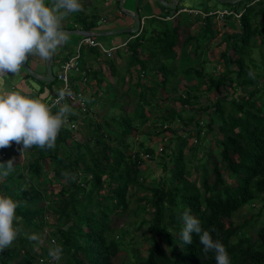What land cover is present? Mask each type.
<instances>
[{"label": "trees", "instance_id": "1", "mask_svg": "<svg viewBox=\"0 0 264 264\" xmlns=\"http://www.w3.org/2000/svg\"><path fill=\"white\" fill-rule=\"evenodd\" d=\"M226 4L228 8L244 10L238 19L232 15L221 18L224 27L234 30L220 40L225 44L218 53L224 66L221 71L196 68L192 60L177 69V46L189 43V54L195 56L218 35L212 17H202L197 33L181 37L179 20L172 23L164 18L166 13L149 16L144 20L149 33L143 31V24L139 32L130 33L125 41V72L120 74L110 60L107 63L113 74L108 92L130 93L136 101L133 110L126 113L120 107L118 114L101 113L95 120H88L91 127L79 140L72 139L71 130L63 124L54 148L32 146L30 158L14 167L10 175L0 178V192L20 205L15 221L18 238L9 249L0 252V264H57L55 259L51 263L38 261L51 256L55 244L62 250L63 264H114L113 259L129 243L122 238L126 233L116 219L131 211L130 199L135 190L146 192L136 197L137 209L150 215L136 226L140 229L146 224L140 234L146 247L136 249L134 236V245H129V250L135 249L134 260L120 264H216L215 253H203L195 234L192 244H181L178 233L186 209L201 221L214 240L222 242L231 264H264V220L251 221L264 215V23L256 20L264 16V0ZM183 16H188L189 21L192 15ZM91 18L85 29L95 26ZM93 49L90 47L89 53L101 54ZM83 69L87 77L90 73L95 78L100 74L99 70ZM141 71L153 72L155 78L145 82L139 76ZM178 76L190 81L196 78L204 84V91L213 92L214 98L202 101L186 93L177 97L181 104L178 111L163 108L160 100L165 97L160 90ZM153 108L162 114L152 134L162 135L165 144L159 155L161 174L145 183L148 175L139 165L144 161L143 155L152 158L155 150L141 141L140 149L130 152L127 138L134 139L140 124L148 120L147 110ZM51 109L55 113L59 107ZM199 112L205 113L206 132L201 129ZM67 116L73 121L77 119L72 109ZM175 121L179 122L178 127L172 124ZM208 133L214 147L203 144L205 157L192 163L185 147L189 155L194 154L199 148L197 139ZM191 136L196 142L190 140ZM7 148L0 149V163L11 160H2L1 153ZM191 167L199 172L197 180L190 179ZM49 172L51 178L41 185ZM60 180L59 189L53 190L50 186ZM256 202L260 205L244 221L232 220L240 209ZM48 213L54 217L55 228L49 234L55 244L44 246L37 234ZM248 224L255 229L253 236L244 232ZM33 234L37 240L28 237Z\"/></svg>", "mask_w": 264, "mask_h": 264}, {"label": "clouds", "instance_id": "2", "mask_svg": "<svg viewBox=\"0 0 264 264\" xmlns=\"http://www.w3.org/2000/svg\"><path fill=\"white\" fill-rule=\"evenodd\" d=\"M81 10V0H0V74L18 73L30 57L49 61L67 41L64 18ZM71 95L67 86L58 90L56 103L60 107L54 113L40 98L24 94L22 90L0 88V149L10 146L13 141L22 144V152L32 146L54 148L70 112L69 105L61 102ZM13 171L12 160L0 163V178ZM19 206L18 201L0 192V252L9 249L18 238L15 221ZM181 219L178 237L182 245L192 244L195 234L203 253H215L216 264H231L225 246L220 240L213 239L190 209L183 212ZM31 239L38 237L33 234ZM61 251L56 246L49 254L59 260Z\"/></svg>", "mask_w": 264, "mask_h": 264}, {"label": "rangeland", "instance_id": "3", "mask_svg": "<svg viewBox=\"0 0 264 264\" xmlns=\"http://www.w3.org/2000/svg\"><path fill=\"white\" fill-rule=\"evenodd\" d=\"M156 5H158L157 3H155ZM160 4V3H159ZM184 4L183 2H180V5ZM163 7V5H161ZM223 7H230L228 6H222V7H216L215 4L209 5V4H204L203 5V9L204 11H208V10H214V9H221ZM181 9L186 8V9H195V8H191V7H180ZM122 9H124V7H122ZM146 10H152L151 7H147ZM174 9H170V14H173ZM170 14H166L171 18ZM183 15H197L194 14L192 12H186V11H181L180 13L175 14L174 16L170 19L172 21V23H176L177 20L180 21V35L181 37H183L184 35L190 34V33H197V31H199V25L202 24V19L200 18V20H197V18H195L194 16H190L189 21L187 20V18H189L188 16H183ZM181 16H183L181 18ZM202 16V15H201ZM194 17V18H193ZM184 19V20H183ZM258 19V20H257ZM217 26L219 29V33L218 35L211 39L208 43V45L204 48L201 49V51L195 55L192 56L189 53V48H190V44H182L181 46H177L176 50L178 51V53L180 54V58L177 62L178 65V70L181 69L184 66V63H188V61L193 62L194 66L196 68H204L207 71H212L214 73H217L218 71H221L223 69V64L222 62L219 60L218 58V53L219 51H221L223 49V47L225 46L224 43H222L220 40L221 38H224L226 36L227 33H229L230 31H234L233 29L231 30V28H225L223 23H222V19H215L214 21H217ZM257 21H259V24L264 23V16L262 17H257L256 18ZM223 25V26H222ZM143 26V25H142ZM149 25L147 24V21L144 24V32L147 34L149 33ZM108 36V35H107ZM112 35H109V37ZM81 37V34H77L74 36L75 39H78ZM101 38V37H100ZM101 39H103V41L105 42L104 45H109V39H106L104 37H102ZM84 46V45H83ZM82 46V48H84ZM190 55V56H189ZM254 57L257 58V53L254 52L253 53ZM119 56H122V54H119ZM194 57V58H193ZM122 58V57H121ZM122 60V59H121ZM117 65V64H116ZM119 67L123 66V62L122 64L120 63L118 65ZM54 68H56L54 66ZM56 70V69H54ZM53 71V70H52ZM121 71H123V69L121 68ZM54 74H56V71H53ZM77 75L79 76V72H77ZM158 75H156L157 77ZM155 78V76H153V72H148V77L145 78V82H147L148 79L150 78ZM159 77V76H158ZM204 84H201L196 78H193L191 81L189 79L185 80L184 78H182L181 76L178 77H174L171 78L169 80V83L162 88L161 94L162 96H164L165 98H161L160 100V104L162 105V107L168 109L169 107H173L175 109V111H178L179 108L181 107L180 102L177 100L178 95L183 96L184 94L188 93L190 95H196L197 99H201L202 101L204 99H209L212 100L214 98V94L212 91H204ZM105 94V92H103ZM102 93V94H103ZM99 95V94H98ZM101 97V98H100ZM98 97L97 100V107H94L93 104L90 105L91 110L84 114L82 112H79V110H76V117L77 119L76 121V128H74V130H71V135H72V139H80L79 136H83L84 133L90 129L91 127V123L87 125L88 120L92 121L95 120V118L97 116H99L101 113H108L109 115L112 114H118L120 107L126 111V113L131 112L133 110L134 104H135V99L132 97H130V93L125 92L123 90L117 91L116 94H111L108 92L107 95L104 96H100ZM102 99V100H101ZM110 99V100H109ZM127 99V100H126ZM132 99V100H131ZM94 100V99H93ZM128 101V102H127ZM148 120H146L145 122H143L142 124H140L139 128H138V132L134 135L135 137H133L134 139H132L131 137L127 138V141L131 144V148H130V152H133V150H138L140 149V146L138 145L139 142H143L144 144H148L151 145L155 152L152 155V158L150 157H146L145 155L142 156V163L139 165V168L141 170H144V173L146 175H148V177L145 180V183H149L150 178L152 177H157L158 175L161 174V166L158 164L160 163V147L164 146L165 141L161 138L162 135L160 136H156L155 134H152V129L153 127L157 126V123L159 121V118L162 114V111L157 110V109H152L151 111H148ZM199 116L201 117L200 119L202 120L200 122L201 125V129L206 132V125H205V121H206V116L204 112H199ZM157 119V120H156ZM179 122L175 121L174 123H172L175 126H179L178 124ZM167 124V123H165ZM154 125V126H153ZM168 125V124H167ZM64 127L68 128L67 123H64ZM63 127V128H64ZM217 130V125H214V131ZM191 140V137H190ZM189 140V141H190ZM197 144H198V149L195 150L194 154L190 155L187 153V146L185 147V153L188 155V157L191 159L192 163H195L201 156L202 158L205 157V151L204 149H201L203 146V144L209 145L211 144L212 147H214V143L212 140V135L211 133H208V135L206 137L201 136V138L197 139ZM22 144L20 146V148L15 149L14 147V142H12L10 144V146H8L7 150H5V156H3L2 160H8L11 159L14 163V167H19V165H23L29 158H30V152L29 149H26L22 152ZM142 155V153H141ZM198 171H196L195 169H192L191 167V176L190 179H196L197 180V175H198ZM51 172L47 173L46 176H44V179H42V183L41 185H43V183H45L49 178H51ZM62 180H60L59 182H55L53 183L50 187L53 190H58ZM47 184V183H46ZM46 186V185H45ZM48 187V185H47ZM48 187V189L50 188ZM47 189V188H46ZM146 193L143 190H135L134 195L131 197L130 199V210H128L123 216L119 217L118 219H116V223L119 226H123L124 230H125V235L122 237L124 238V240L128 243L125 247L124 250H122L118 256H116L113 259V263L114 264H120V263H124L125 260H130L133 261L134 260V254L133 251L135 250L134 247L136 249H140L143 250L146 247L145 244V240H142L143 238H141V232H142V228L144 229L146 227V224L142 225L140 229H137L136 226L138 225V223L140 222V220L144 217H150V215L148 213H145L141 210L137 209V204H139L138 200H137V196ZM260 205V202H256V203H252L250 206L246 207L244 206L242 209H240L237 213H235L232 217V220L235 223H241L242 221H244L248 216L249 213L252 211H256L257 207ZM135 208V211H134ZM261 220H264V215L262 214L261 216L258 217H254L251 221L252 222H260ZM251 223V222H250ZM55 228V224H54V217L53 215L50 213H48L46 215V219H45V224L41 227V229L38 231L39 235V243L44 245V246H50L52 244H55V242H51V238L53 236H51V234H49L50 232L54 231ZM253 231H255V229L252 227H250V224H248L245 227V234L246 235H252L253 236ZM26 234V233H25ZM137 238V241L134 245V240L133 237ZM28 237L31 238V235H28ZM54 239V238H53ZM55 240V239H54ZM15 244V241L13 243V245ZM129 245L132 246L134 245L133 249L129 250ZM54 247H56V244L54 245ZM53 247H51L52 249ZM39 262L40 259H38ZM57 264H63V259L60 257L59 260H57Z\"/></svg>", "mask_w": 264, "mask_h": 264}, {"label": "crops", "instance_id": "4", "mask_svg": "<svg viewBox=\"0 0 264 264\" xmlns=\"http://www.w3.org/2000/svg\"><path fill=\"white\" fill-rule=\"evenodd\" d=\"M180 2H183L184 4L180 5L179 3L178 7H191L198 10H202L204 4H215L216 7L228 6L225 1L219 2L216 0H181ZM159 3L160 2L158 0H123L124 9H122L119 7V0H81L82 10L65 17L63 20V29L71 30L72 32L67 33L66 43L61 46L52 56V70L56 71L57 73L61 62L74 53L76 45L81 38H74L75 35L80 34L79 30H88L93 33H99L100 31H106L110 29L132 28L135 26V20L133 18L134 13H137L142 21L151 15L159 16L164 13L169 14L170 10H167L165 6L162 7V4ZM147 7H151L152 10H146ZM92 16L94 18H91ZM173 16L174 14L171 15V18ZM192 16L197 18L199 15ZM199 17L202 19L201 15ZM90 18L91 20L93 19L95 21V24H93L95 26H92L90 29H85V25L88 21H90ZM212 20L214 21L215 19L213 18ZM217 22L218 20L214 23V26L218 28ZM225 28L229 27L227 26ZM129 34L130 33L112 34L110 37L109 35H95V37L100 42H102L103 45L105 42L101 38L104 37L106 39L107 37V39H109V45L104 46H117L110 58H107L103 53L100 55L89 53L90 46L84 45V48H81L80 63L81 61L83 62L87 71L99 70L100 74H97V78L93 77L91 73L88 74L87 77L85 72L84 75L86 76V80L82 81L79 78L80 75H77V72L70 71L69 78L73 88L80 87L81 90L84 91L85 97L87 98L90 105L93 104L94 107H97L98 103L96 99L100 96L107 95L108 90L110 89L107 88V85L112 84L113 82V74H111L110 66L107 64L108 60L115 63L116 69L120 72V74L125 72V62L127 56V52L125 51V41ZM93 50L95 51L98 49L94 48ZM119 54H122V56H119ZM122 62L123 66L119 67L118 65L120 63L122 64ZM26 63L29 64V66L38 75L42 76L45 74V62L40 61L37 57H30ZM54 66L56 68H54ZM84 67H80L81 71L83 72ZM121 68L123 71H121ZM131 70H133V67ZM134 75H136L135 72ZM127 77V74H125V79ZM48 83L49 82H41L32 77L23 68H20L19 72L16 74H0V88H7L9 90H22L24 94L34 98H40L43 102L48 100L52 94L53 87L58 84L56 80H54L51 85H48ZM124 87H126V84ZM103 92H105V94ZM112 94H115V92L113 91ZM72 111L77 113L76 109H73ZM79 138H81V136H79Z\"/></svg>", "mask_w": 264, "mask_h": 264}, {"label": "built area", "instance_id": "5", "mask_svg": "<svg viewBox=\"0 0 264 264\" xmlns=\"http://www.w3.org/2000/svg\"><path fill=\"white\" fill-rule=\"evenodd\" d=\"M243 10H244V7L237 9V10L233 8H221V9H214V10H208V11H201L198 9L179 8L175 12V14L180 13L181 11H186V12H192L194 14H200L202 15V17L209 15L210 17L214 19H221L226 15H232L234 18L238 19L241 16ZM164 18L169 19L170 17L168 15H165ZM83 45L98 49L107 58H110L114 50L117 48V46H110V47L104 46L102 42H100L95 37V35H87V34L82 35L76 45L74 53L68 56L67 58H65L61 62L57 73L54 74L55 80L57 81L58 84L53 87L52 94L50 95L48 100L44 102L48 104L51 108L60 107V105L56 103L58 99L57 92L59 89L65 88V86H67V90H69L72 93V95L71 97H66L65 100L61 103H66L69 105L70 109L79 110V112H82L84 114L88 113L91 110V107L85 98L84 91H82L80 87L73 88V86L71 85V80L69 78L70 71H75V72L81 73L82 76L80 79L82 81L86 80V76L84 75L85 71L83 72L80 69V56H81L80 50ZM139 76L144 81V79L148 77V72L141 71L139 73ZM71 105L73 106L72 108H71ZM65 122L67 123V126L70 130H74V128H76V121L71 120L70 118H68V116H66ZM163 126L166 127L167 125L164 124ZM201 133H203V131H201ZM191 139L192 141L196 142V138L194 136H191ZM13 142H14L15 149L17 148L19 149L21 144H17L15 141ZM5 155H6L5 152L1 153L2 157ZM146 157H148V154H145V158ZM51 242H55V240L51 238ZM39 259L42 262L47 260V262L51 263V261H53L52 256L39 258Z\"/></svg>", "mask_w": 264, "mask_h": 264}, {"label": "water", "instance_id": "6", "mask_svg": "<svg viewBox=\"0 0 264 264\" xmlns=\"http://www.w3.org/2000/svg\"><path fill=\"white\" fill-rule=\"evenodd\" d=\"M163 6L169 9H175L177 8V5L180 3L181 0H158ZM216 1H225L226 3H234L235 1L239 0H216ZM119 7H123V0H119ZM133 18L135 20V26L132 28H121V29H110L106 31H100L99 33H93L88 30H79V33L82 35H100V36H106V35H112V34H121V33H135L138 32L141 28L142 20L139 17L137 13L133 14ZM66 34L71 33V30H65L63 29ZM52 62L53 57L49 59V61L45 62L46 66V72L44 75L40 76L38 75L30 66L29 64L25 63L22 65L21 68H23L27 73H29L32 77L36 78L37 80L41 82H52L54 80V73L52 71Z\"/></svg>", "mask_w": 264, "mask_h": 264}, {"label": "bare ground", "instance_id": "7", "mask_svg": "<svg viewBox=\"0 0 264 264\" xmlns=\"http://www.w3.org/2000/svg\"><path fill=\"white\" fill-rule=\"evenodd\" d=\"M177 8H178V7H177ZM226 8H228V7H226ZM175 9H176V8H175ZM177 10H178V9H177ZM177 10H176V11H177ZM143 24H144V21H142V23H141V28H142V25H143ZM141 28H140V30H141ZM140 30H139V31H140ZM139 31H138V32H139ZM54 80H55V75H54Z\"/></svg>", "mask_w": 264, "mask_h": 264}]
</instances>
